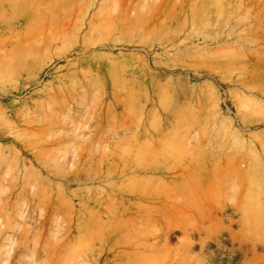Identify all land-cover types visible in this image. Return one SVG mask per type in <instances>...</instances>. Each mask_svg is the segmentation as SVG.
<instances>
[{
	"label": "rangeland",
	"instance_id": "374dc122",
	"mask_svg": "<svg viewBox=\"0 0 264 264\" xmlns=\"http://www.w3.org/2000/svg\"><path fill=\"white\" fill-rule=\"evenodd\" d=\"M0 264H264V0H0Z\"/></svg>",
	"mask_w": 264,
	"mask_h": 264
}]
</instances>
